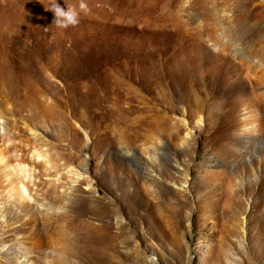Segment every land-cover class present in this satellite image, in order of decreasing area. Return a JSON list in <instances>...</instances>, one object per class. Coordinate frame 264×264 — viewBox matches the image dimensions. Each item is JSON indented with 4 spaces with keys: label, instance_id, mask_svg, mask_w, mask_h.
<instances>
[{
    "label": "rangeland",
    "instance_id": "obj_1",
    "mask_svg": "<svg viewBox=\"0 0 264 264\" xmlns=\"http://www.w3.org/2000/svg\"><path fill=\"white\" fill-rule=\"evenodd\" d=\"M0 264H264V0H0Z\"/></svg>",
    "mask_w": 264,
    "mask_h": 264
},
{
    "label": "clouds",
    "instance_id": "obj_2",
    "mask_svg": "<svg viewBox=\"0 0 264 264\" xmlns=\"http://www.w3.org/2000/svg\"><path fill=\"white\" fill-rule=\"evenodd\" d=\"M80 10H86L84 3L80 4ZM46 10H50L54 13V19L52 21L58 28H68L69 26H76L79 24V13L75 7H61L58 3H53Z\"/></svg>",
    "mask_w": 264,
    "mask_h": 264
}]
</instances>
